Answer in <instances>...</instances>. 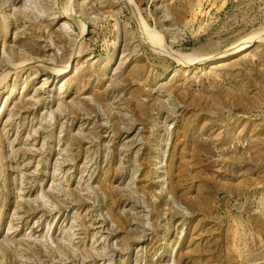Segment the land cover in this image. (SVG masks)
<instances>
[{
	"label": "rangeland",
	"instance_id": "374dc122",
	"mask_svg": "<svg viewBox=\"0 0 264 264\" xmlns=\"http://www.w3.org/2000/svg\"><path fill=\"white\" fill-rule=\"evenodd\" d=\"M0 264H264V0H0Z\"/></svg>",
	"mask_w": 264,
	"mask_h": 264
},
{
	"label": "bare ground",
	"instance_id": "6f19581e",
	"mask_svg": "<svg viewBox=\"0 0 264 264\" xmlns=\"http://www.w3.org/2000/svg\"><path fill=\"white\" fill-rule=\"evenodd\" d=\"M71 10V9H70ZM83 26H84V23H82ZM85 28V27H84ZM152 33V32H151ZM154 39V38H153ZM246 48V47H245ZM245 48H242V49H235V50H231L225 54H222V55H218L216 56L215 58H213L212 60L210 61H218V60H224V59H227V58H231L233 56H236V55H239V52ZM248 50V49H247ZM246 50V51H247ZM171 53V52H170ZM169 53V54H170ZM174 57V56H173ZM192 62V61H191ZM187 63V62H186ZM183 64V63H182ZM199 64H203L201 61H198V62H195L193 63L192 65L190 66H194V65H199ZM205 64V63H204ZM72 67L69 65V66H66L60 73H59V76H66L70 71H71Z\"/></svg>",
	"mask_w": 264,
	"mask_h": 264
},
{
	"label": "water",
	"instance_id": "95a60500",
	"mask_svg": "<svg viewBox=\"0 0 264 264\" xmlns=\"http://www.w3.org/2000/svg\"><path fill=\"white\" fill-rule=\"evenodd\" d=\"M72 18L75 19V20L79 19V17L77 15H74Z\"/></svg>",
	"mask_w": 264,
	"mask_h": 264
}]
</instances>
